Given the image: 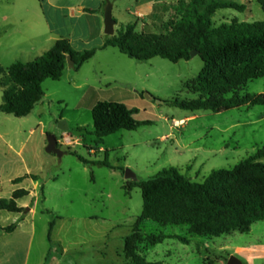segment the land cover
<instances>
[{
  "label": "rangeland",
  "instance_id": "obj_1",
  "mask_svg": "<svg viewBox=\"0 0 264 264\" xmlns=\"http://www.w3.org/2000/svg\"><path fill=\"white\" fill-rule=\"evenodd\" d=\"M216 1L248 9L217 11L215 28L264 22L259 0ZM108 2L117 22L115 35L130 24H137L138 33L160 34L189 4V0H0V66L7 69L33 60L43 46L44 27L69 39L76 51L100 47L112 38L105 33L102 16ZM82 6L88 8L83 14ZM109 51L97 52L80 71L67 67L60 80H46L45 97L30 116L17 118L0 109V195L7 199L17 189L32 192L21 201L25 211L31 209L25 213L29 224L35 225L31 263L44 252L48 264H125L124 238L143 212L141 189L127 192L125 186L172 167L202 183L214 169L232 168L264 146V106L212 113L168 104L175 98H197L185 86L203 70L200 56L179 63L160 57L139 62L117 48ZM247 93L263 94L264 78L250 82L242 91ZM99 101L137 108L135 118L151 125L119 131L99 142L92 116ZM2 103L0 88V107ZM42 108L57 110L41 123ZM53 114L68 126L67 131L55 132L62 157L47 152V124ZM73 153L88 163L106 161L110 167L81 162ZM128 170L135 179L126 178ZM26 175L39 179L14 184ZM51 222L55 227L50 241ZM142 229L146 235H181L191 241L167 238L155 246L142 245L150 262L228 264L235 257L242 264H264V222L254 223L250 233L220 237L191 235L188 226L150 220Z\"/></svg>",
  "mask_w": 264,
  "mask_h": 264
},
{
  "label": "trees",
  "instance_id": "obj_2",
  "mask_svg": "<svg viewBox=\"0 0 264 264\" xmlns=\"http://www.w3.org/2000/svg\"><path fill=\"white\" fill-rule=\"evenodd\" d=\"M259 2L264 6V0ZM226 9L244 13L248 7L233 2L189 0L187 9L177 20L167 23L160 34L138 33L137 24H130L101 47L85 51H76L69 39L61 38L33 61L16 62L7 69L0 66L3 90L0 109L17 118L30 116L45 97L43 83L63 77L68 57L75 64L74 70L80 71L98 51L108 47L117 48L139 62L160 57L179 63L190 60L193 51L199 52L204 68L185 86L197 98L168 101L173 107L190 112L221 113L264 106V93L242 94L250 82L264 78V22L215 28L213 17L217 11ZM137 113V108L121 102L99 101L92 110L99 142L119 131H136L151 125L150 121L137 120ZM73 154L89 165L110 167L106 161L88 163ZM27 178L39 179L26 175L13 182L19 184ZM137 187L143 196V212L124 238L125 264H163L148 261L141 246H155L167 238L184 244L191 241L181 235H146L142 229L146 220L165 226H188L191 235L201 237L250 233L254 223L264 222V146L232 168L214 169L202 183L192 181L180 169L172 167L146 180H135L125 189L130 192ZM28 195V190H15L11 199L0 200V210L22 213L24 209L19 207L18 200ZM16 227V224L11 225L6 231L12 232ZM54 227L55 222H51L50 241Z\"/></svg>",
  "mask_w": 264,
  "mask_h": 264
},
{
  "label": "crops",
  "instance_id": "obj_3",
  "mask_svg": "<svg viewBox=\"0 0 264 264\" xmlns=\"http://www.w3.org/2000/svg\"><path fill=\"white\" fill-rule=\"evenodd\" d=\"M80 9L82 12L81 14L88 11V8L83 6ZM102 16H105V12ZM40 36L43 38V46L33 60L49 51L55 43L61 39V37L54 34L51 27L48 30L44 27ZM111 49H114V47H108L98 52H110L109 50ZM56 110L57 109H51L46 111L45 108H42L40 111V117L42 118L41 123H44L45 118ZM13 192L7 199L12 198ZM31 193L32 192L30 191V195ZM24 198L18 200L19 207L24 209L22 213H11L5 210H0V264H48V255L44 252L39 256V259L36 260V262L31 263V254L35 239V225L33 223L29 224V216L25 217V213L27 214L28 212H31V209L25 211V205L21 203ZM1 199H3V196L0 195V200ZM14 224L17 225L16 229L12 232H7L6 228Z\"/></svg>",
  "mask_w": 264,
  "mask_h": 264
},
{
  "label": "water",
  "instance_id": "obj_4",
  "mask_svg": "<svg viewBox=\"0 0 264 264\" xmlns=\"http://www.w3.org/2000/svg\"><path fill=\"white\" fill-rule=\"evenodd\" d=\"M104 23H105V33L109 36H115V28L117 22L113 17V5L110 2L107 3V7L105 9ZM196 56H199V52L193 51L191 53V58H194ZM74 67L75 64L72 61V58L68 57V68L74 70ZM57 129L62 131H67L68 130L67 122L59 118L58 114H53L50 117V120L48 121L47 124V131L49 133L47 152L55 153L60 157H62L64 155V152H62L59 149V141L55 135ZM126 178L129 180L135 179V175L130 170H128L126 172ZM228 264H242V263L239 262L235 257H231L230 260L228 261Z\"/></svg>",
  "mask_w": 264,
  "mask_h": 264
}]
</instances>
